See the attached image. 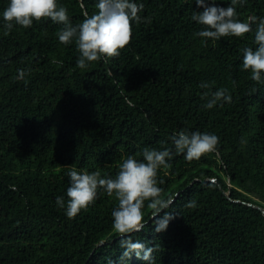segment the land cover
<instances>
[{"label":"trees","instance_id":"trees-1","mask_svg":"<svg viewBox=\"0 0 264 264\" xmlns=\"http://www.w3.org/2000/svg\"><path fill=\"white\" fill-rule=\"evenodd\" d=\"M8 2L0 0V264H120L118 202L101 193L67 218L55 203L67 200V172L114 178L145 147L175 153L171 136L180 130L217 135V150L190 163L173 155L158 179L174 218L156 232L145 207L133 240L153 248V264H264V83L241 70L254 33L205 42L191 19L195 0H136L151 24L133 22L118 57L82 70L75 44L58 41L63 25L34 21L6 34ZM96 3L58 0L73 26ZM237 16L264 17V0H246ZM22 68L31 70L26 83L16 80ZM205 81L210 91L227 88L232 102L204 108ZM191 199L195 209L185 206ZM126 264L148 262L133 253Z\"/></svg>","mask_w":264,"mask_h":264},{"label":"clouds","instance_id":"clouds-1","mask_svg":"<svg viewBox=\"0 0 264 264\" xmlns=\"http://www.w3.org/2000/svg\"><path fill=\"white\" fill-rule=\"evenodd\" d=\"M245 2L230 0L225 7L217 0H195L199 10L192 13L191 19L201 26L195 35L205 42H215L223 37L242 38L247 33H254L255 48L241 49V70L249 72L253 81L264 83V17L252 16L247 22L238 19L237 6H243ZM95 7L97 11L94 14L86 15L75 26L69 20L67 8L58 4V0H9L2 16L6 34L11 33L14 26L30 28L34 21L38 23L50 19L53 24L63 25L56 33L58 41L63 45L75 44L79 53L76 67L83 70L93 62L118 57L131 42L133 22H152L150 17L140 15L144 5L136 0H97ZM30 72V69H17L16 80L26 83L25 77ZM198 87L209 90L202 95L206 98L203 105L206 109H212L218 103L232 102L227 88L210 91L212 84L206 81ZM171 141L175 153L169 148L157 150L145 147L142 159L128 156L119 164L114 178H103L99 171L80 172L73 168L67 172L70 184L66 190L67 200L63 196L56 197L57 208L63 209L69 219L87 210L101 193L115 198L118 203L111 216L112 228L123 249L120 264H126L133 253L138 259L153 264V248L133 240L134 234L144 229L145 207L151 210L153 222L157 225L156 232L166 230L168 222L174 218L170 211H166L173 201L162 197L163 189L159 184L163 181L158 179L159 171L171 167L169 161L174 154H183L190 163L215 152L219 137L198 130H180L171 136ZM185 206L195 209L197 202L191 199ZM162 212L164 215L160 217Z\"/></svg>","mask_w":264,"mask_h":264}]
</instances>
